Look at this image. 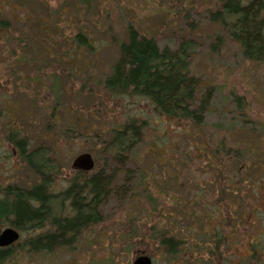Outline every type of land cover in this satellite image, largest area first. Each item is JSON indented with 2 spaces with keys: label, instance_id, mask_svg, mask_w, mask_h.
I'll return each instance as SVG.
<instances>
[{
  "label": "rangeland",
  "instance_id": "obj_1",
  "mask_svg": "<svg viewBox=\"0 0 264 264\" xmlns=\"http://www.w3.org/2000/svg\"><path fill=\"white\" fill-rule=\"evenodd\" d=\"M48 1L52 10L63 4V0ZM214 6V0H97L90 6L76 0L69 9L73 18L69 26L58 29L66 39L43 64L47 70L17 69L20 88L12 80L6 112L14 117L19 107L20 118L27 121L11 129L24 131L31 144L46 142L54 148L61 164L54 186L57 193L75 178L78 171L72 164L78 156L92 155L98 167L90 177L100 170L103 144L112 139L113 130L133 121L144 130L126 166L122 162L116 167L114 179L121 188L107 206L114 212L110 224L88 230L72 249L45 257L20 247L6 264H133L140 255L149 256L153 264H206L205 259L217 264L210 255V251L218 253L212 241L216 235L228 238L227 246L219 248L226 264H239L249 256L258 259L249 257L247 264H264V63L245 60L221 26L209 21ZM15 9L21 17V10ZM11 13L7 10L9 19ZM38 14L42 15L39 10ZM33 23L29 19L28 25ZM129 23L162 47H172L175 36H198L199 48L189 70L199 81L198 99L210 93L202 124L172 120L156 113L144 99L105 89L104 82L121 56L120 45L129 41ZM81 27L90 46L77 48L71 30ZM44 42L47 48L52 45L50 40ZM10 57L0 51V62ZM33 57L47 60L46 54ZM54 96L61 110L48 126L43 105ZM3 135L0 189L11 183L24 187L37 183L18 155L12 158V147L4 144L7 133ZM117 199L127 201L120 204ZM7 228L1 225L0 233ZM167 234L187 242L174 256L159 244ZM20 235L30 237V233ZM259 237L263 238L260 248L245 247Z\"/></svg>",
  "mask_w": 264,
  "mask_h": 264
},
{
  "label": "trees",
  "instance_id": "obj_2",
  "mask_svg": "<svg viewBox=\"0 0 264 264\" xmlns=\"http://www.w3.org/2000/svg\"><path fill=\"white\" fill-rule=\"evenodd\" d=\"M73 1L76 0H63V4L52 10L48 0H0V41L3 42L0 43V51L11 55L10 59L0 62V134L7 133L4 144L12 147V158L14 153L17 154L21 163L39 180L30 187L11 183L0 189V227L7 224L21 234L30 233L29 238L23 239L20 235L22 242L19 240L9 248L0 249V264H6L20 247L28 254L42 257L56 250L72 249L88 230L110 224L108 220L114 212L107 210V206L116 198L117 189L121 188L114 179L117 175L116 167H120L122 162L126 166L128 154L141 142V131L144 129L135 121L121 130H113L112 139L103 144L104 164L100 170L91 177L89 173L77 172L69 186L57 193L54 186L56 177L61 172V164L55 156L54 148L46 142L31 144L24 131L14 133L11 129L15 124L27 121L20 118L21 109L14 104L19 110L18 115L10 118L6 112L11 97L9 87L14 83V87L20 88L17 80L21 75L17 69L31 68L35 72L47 70L43 64L51 61L52 52L66 39L65 33L62 32L60 36L58 29L67 28L72 21L69 9ZM78 1L88 6L97 2ZM214 3L213 10L209 9V21L221 26L245 60L263 64L264 0H214ZM15 8L21 10V17L15 15ZM7 10L12 12L11 19ZM38 10L42 15L38 14ZM29 19L34 20L33 26L28 25ZM127 30L129 41L120 45L121 56L112 75L104 82L105 89L112 94L144 99L156 113L172 120L202 124L207 115L210 93L202 100L198 99L199 81L189 70L191 58L199 48L198 36L193 33L175 36L172 47H162L156 39L141 35L131 23L127 25ZM71 33L77 48L90 46V37L83 27L77 31L71 30ZM44 40H50L52 45L45 47ZM38 53L46 54L47 60L34 58ZM10 62L16 68L13 64L10 66ZM53 72H57V69H53ZM36 82L38 83L37 80ZM33 84L31 82L27 86V91L32 89ZM58 101L57 96L52 101H44L43 109L48 115V126L57 121L61 110ZM126 201L117 199L120 204ZM225 226L228 229L229 225ZM261 239L263 240L262 237L258 241L253 239L251 246L247 244L245 247L250 251L257 246L260 248ZM227 240L223 235H216L212 239L218 253L210 251V255H214L217 264H226V260H223L224 251L219 248L227 246ZM186 243L169 234L159 239L160 246L170 256L176 255L178 247ZM253 253L259 254L255 251ZM249 257H246L247 260L241 259L239 264H247ZM200 259L199 256L195 261ZM254 259L258 257L254 256L252 260ZM205 260L206 264L213 262Z\"/></svg>",
  "mask_w": 264,
  "mask_h": 264
},
{
  "label": "water",
  "instance_id": "obj_3",
  "mask_svg": "<svg viewBox=\"0 0 264 264\" xmlns=\"http://www.w3.org/2000/svg\"><path fill=\"white\" fill-rule=\"evenodd\" d=\"M96 167L91 154L85 153L78 156L72 164V169L78 172L90 173ZM20 240V233L12 228H7L0 233V249L9 248ZM133 264H153L149 256H138Z\"/></svg>",
  "mask_w": 264,
  "mask_h": 264
},
{
  "label": "flooded vegetation",
  "instance_id": "obj_4",
  "mask_svg": "<svg viewBox=\"0 0 264 264\" xmlns=\"http://www.w3.org/2000/svg\"><path fill=\"white\" fill-rule=\"evenodd\" d=\"M227 190H229V189L227 188Z\"/></svg>",
  "mask_w": 264,
  "mask_h": 264
}]
</instances>
